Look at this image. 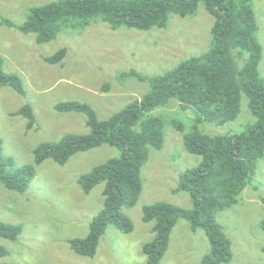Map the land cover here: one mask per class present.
Masks as SVG:
<instances>
[{
  "label": "rangeland",
  "instance_id": "obj_1",
  "mask_svg": "<svg viewBox=\"0 0 264 264\" xmlns=\"http://www.w3.org/2000/svg\"><path fill=\"white\" fill-rule=\"evenodd\" d=\"M61 0H0V57L6 73L21 77L25 95L11 87H0V142L3 156L16 166L30 164L34 150L44 142H56L68 134L89 133L86 117L70 112L59 113L55 106L63 102L90 105L100 120H106L150 91L149 78L172 70L181 62L208 51L211 46L213 17L205 5L195 16H171L166 28L140 31L120 27L113 30L100 19L87 27L62 29L49 43L38 44L36 35L23 34L19 27L30 9ZM256 17L257 39L262 48L259 74L264 81V0H251ZM67 51L59 64L46 57ZM238 50L233 52L236 56ZM134 72L145 77L121 78ZM108 90H104V86ZM29 105L36 119L35 127L26 131L27 120L12 116ZM165 121L161 150H150L141 170L142 192L133 208L122 213L133 225L124 233L108 227L100 239L96 255L84 258L71 250L69 241L84 238L93 218L103 207L104 184L84 194L78 178L99 164L120 156L117 148L102 145L72 156L64 166L46 160L37 167L36 176L24 193L4 188L0 183V221L21 225L16 242L0 238L8 256L0 262L12 264H145L142 246L150 242L153 223L142 220L143 208L166 202L182 208L191 207L188 193H173L180 176L197 166L200 157L190 154L183 136L171 122L182 123L189 131L194 119L191 109L180 110L177 102L157 110ZM254 122L248 98L242 95L238 118L224 126L203 124L200 130L210 136L235 134ZM264 157L239 197L238 203L216 214V220L231 242L233 258L227 264H264ZM210 251L203 230L193 231L179 221L171 232L168 249L160 264H199Z\"/></svg>",
  "mask_w": 264,
  "mask_h": 264
},
{
  "label": "trees",
  "instance_id": "obj_2",
  "mask_svg": "<svg viewBox=\"0 0 264 264\" xmlns=\"http://www.w3.org/2000/svg\"><path fill=\"white\" fill-rule=\"evenodd\" d=\"M203 3L213 17L211 46L200 56L189 58L172 70L148 79L150 91L128 104L106 120L86 103L63 102L55 106L59 113L75 112L86 117L88 134H68L56 142H44L34 150L30 164L16 166L3 156L0 142V183L5 189L24 193L36 176L37 167L46 160L64 166L77 153L102 145L117 148L120 156L109 159L78 178L84 194L104 184L103 207L93 218L84 238L69 241L70 248L80 257L93 258L108 227L124 233L133 231L131 220L122 213L133 208L142 192L141 170L149 159L150 150H161L165 121L155 115L157 110L177 102L180 110L191 109L194 119L189 131L182 123L171 124L183 136L186 150L197 157V166L180 176L174 194L186 192L190 208L166 202H156L143 208L142 220L153 223L154 235L142 246L145 264H160L170 235L179 221H185L193 231L203 230L210 251L199 264H227L233 254L231 242L216 214L238 203L256 165L264 157V81L259 74L262 48L257 39L258 25L251 0H61L30 9L27 20L19 27L23 34H34L38 44L54 40L64 28H82L100 19L113 30L120 27L149 31L166 28L171 16H195ZM1 24H13L0 17ZM238 50L236 56L233 52ZM67 51L60 50L46 57L50 64L61 63ZM0 57V87H11L25 95L21 77L6 73ZM122 78L145 77L134 72ZM108 90V86H104ZM248 98V108L254 122L235 134L210 136L200 130L203 124L224 126L234 122L241 110V98ZM12 116L27 120L26 131L36 125L31 106L20 108ZM264 202V199H263ZM264 230V222L261 224ZM21 225L0 221V238L16 242ZM0 245V259L8 256ZM0 264H12L0 262Z\"/></svg>",
  "mask_w": 264,
  "mask_h": 264
}]
</instances>
